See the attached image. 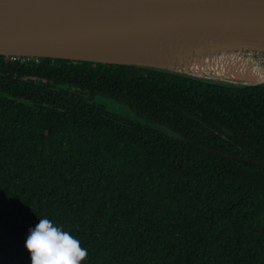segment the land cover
Returning <instances> with one entry per match:
<instances>
[{
    "label": "trees",
    "instance_id": "obj_1",
    "mask_svg": "<svg viewBox=\"0 0 264 264\" xmlns=\"http://www.w3.org/2000/svg\"><path fill=\"white\" fill-rule=\"evenodd\" d=\"M41 218L82 264H264V86L0 56V264Z\"/></svg>",
    "mask_w": 264,
    "mask_h": 264
},
{
    "label": "water",
    "instance_id": "obj_2",
    "mask_svg": "<svg viewBox=\"0 0 264 264\" xmlns=\"http://www.w3.org/2000/svg\"><path fill=\"white\" fill-rule=\"evenodd\" d=\"M0 56L264 86V0H0Z\"/></svg>",
    "mask_w": 264,
    "mask_h": 264
},
{
    "label": "clouds",
    "instance_id": "obj_3",
    "mask_svg": "<svg viewBox=\"0 0 264 264\" xmlns=\"http://www.w3.org/2000/svg\"><path fill=\"white\" fill-rule=\"evenodd\" d=\"M25 247L31 264H82L88 257L78 239L48 218L39 219L38 225L29 231Z\"/></svg>",
    "mask_w": 264,
    "mask_h": 264
},
{
    "label": "rangeland",
    "instance_id": "obj_4",
    "mask_svg": "<svg viewBox=\"0 0 264 264\" xmlns=\"http://www.w3.org/2000/svg\"><path fill=\"white\" fill-rule=\"evenodd\" d=\"M95 102L98 104H101L103 106H105L109 111L120 115V116H124L127 117L129 119H135V116L132 114V112L129 110V108L125 105H122L121 103L117 102V101H113L109 98H96Z\"/></svg>",
    "mask_w": 264,
    "mask_h": 264
},
{
    "label": "built area",
    "instance_id": "obj_5",
    "mask_svg": "<svg viewBox=\"0 0 264 264\" xmlns=\"http://www.w3.org/2000/svg\"><path fill=\"white\" fill-rule=\"evenodd\" d=\"M11 60H17L20 59L22 62L29 60L30 58H19V57H10Z\"/></svg>",
    "mask_w": 264,
    "mask_h": 264
}]
</instances>
